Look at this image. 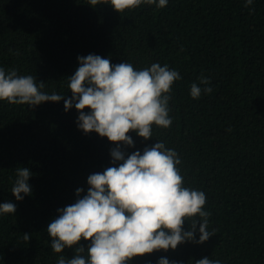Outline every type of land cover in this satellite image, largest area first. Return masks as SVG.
Instances as JSON below:
<instances>
[{"label": "trees", "instance_id": "obj_1", "mask_svg": "<svg viewBox=\"0 0 264 264\" xmlns=\"http://www.w3.org/2000/svg\"><path fill=\"white\" fill-rule=\"evenodd\" d=\"M87 3L0 0V67L33 75L45 83L42 91L65 99L79 56L96 54L137 70L167 64L180 73L169 101L172 125L153 126L147 141L131 132L135 146L121 148L126 156L158 141L174 149L184 186L207 197L208 230L215 235L129 264H158L161 257L177 264L203 257L264 264V0L249 7L245 0H168L164 8L142 4L121 14L110 4ZM201 74L213 91L193 99L190 87ZM78 116L74 106L65 111L63 99L35 107L0 101V204L16 205L14 214H0V264L73 257L74 249L52 251L47 227L58 209L75 203L78 188L81 197L87 194L89 175L119 163L110 155L116 145L85 134ZM18 167L32 173V193L22 201L11 192ZM80 243L87 248L89 241Z\"/></svg>", "mask_w": 264, "mask_h": 264}, {"label": "clouds", "instance_id": "obj_2", "mask_svg": "<svg viewBox=\"0 0 264 264\" xmlns=\"http://www.w3.org/2000/svg\"><path fill=\"white\" fill-rule=\"evenodd\" d=\"M253 2L245 0V7ZM87 4H110L121 14L142 4L164 8L168 0H88ZM77 59L79 67L68 77L69 99L42 91L45 83H38L33 75H18L15 69L0 67V101L35 107L63 99L66 112L73 106L78 111L79 129L85 134L95 132L116 145L110 155L118 166L89 175L87 194L81 197L83 189L78 188L75 203L58 209V217L47 227L54 253L74 249L71 259L59 255L57 264H129L134 257L175 250L186 241L206 242L215 235V230H208L211 212L205 210L207 197L203 191L184 186L178 153L162 141L127 156L121 148L135 146L131 132L147 141L152 138L153 126L167 129L172 125L169 101L174 82L182 79L180 73L160 63L137 70L130 63L112 64L96 54ZM198 81L190 87L193 99L213 91L210 78L201 74ZM31 175L26 167L16 169L11 192L17 201L31 195ZM15 211L12 202L0 204V214ZM185 221H190L188 231L184 230ZM29 238L25 233L24 240ZM82 240L89 241L87 248ZM158 264L177 262L161 257ZM195 264L221 261L203 257Z\"/></svg>", "mask_w": 264, "mask_h": 264}]
</instances>
